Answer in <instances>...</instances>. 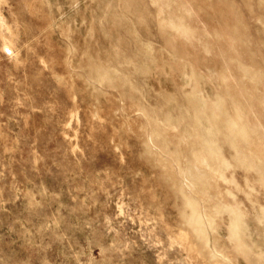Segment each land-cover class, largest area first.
<instances>
[{
	"label": "rangeland",
	"instance_id": "1",
	"mask_svg": "<svg viewBox=\"0 0 264 264\" xmlns=\"http://www.w3.org/2000/svg\"><path fill=\"white\" fill-rule=\"evenodd\" d=\"M0 264H264V0H0Z\"/></svg>",
	"mask_w": 264,
	"mask_h": 264
},
{
	"label": "bare ground",
	"instance_id": "2",
	"mask_svg": "<svg viewBox=\"0 0 264 264\" xmlns=\"http://www.w3.org/2000/svg\"><path fill=\"white\" fill-rule=\"evenodd\" d=\"M4 45V44H3ZM5 50V49H4ZM8 50V49H7ZM218 107V106H217ZM218 109V108H217ZM171 182V181H170ZM227 184V183H226ZM192 206V205H191ZM191 206H190V208H191ZM189 207V206H188ZM238 217V216H237ZM235 230V229H234ZM236 234V233H235ZM231 236H233V235H231Z\"/></svg>",
	"mask_w": 264,
	"mask_h": 264
}]
</instances>
